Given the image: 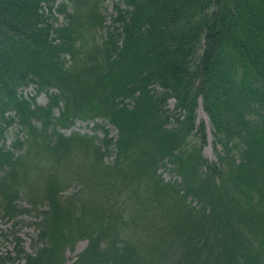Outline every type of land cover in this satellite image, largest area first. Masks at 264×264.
I'll return each instance as SVG.
<instances>
[{
    "label": "trees",
    "instance_id": "1",
    "mask_svg": "<svg viewBox=\"0 0 264 264\" xmlns=\"http://www.w3.org/2000/svg\"><path fill=\"white\" fill-rule=\"evenodd\" d=\"M99 2L0 0V212L38 231L19 264L80 240L71 264H264V0H116L111 25ZM98 117L117 134L62 131Z\"/></svg>",
    "mask_w": 264,
    "mask_h": 264
},
{
    "label": "rangeland",
    "instance_id": "2",
    "mask_svg": "<svg viewBox=\"0 0 264 264\" xmlns=\"http://www.w3.org/2000/svg\"><path fill=\"white\" fill-rule=\"evenodd\" d=\"M62 1L63 0H58L59 3ZM99 1H100L99 8L102 14L106 17L105 24L111 25L112 17L113 15H115L114 4L116 0H99ZM55 16L57 17V24L63 23L67 19L65 13H60L57 10H55ZM104 30H100L96 32L95 35L102 36ZM34 92H35V88L32 85L22 89V93L28 96H31V94L33 95ZM37 101L40 104L46 103L48 101L46 94L45 93L39 94L37 96ZM174 105H175V101L171 99L169 103V107L171 108V110L174 108ZM97 122L106 123V120L100 117L94 120H86V121L77 120L71 127L64 129L63 132L65 134H70L72 131L77 130L81 132L96 133L98 136L102 137L103 130L95 126ZM202 122L206 125V130H207V144L203 148V153L205 157H207L211 161H215L217 160V156L213 145L212 126L210 124V119L207 113L204 111L203 107L200 106L197 111V123L199 124ZM107 126L111 128L110 135L115 136L117 134V129H115L110 124H108ZM17 129H18L17 123H14L12 126L8 128L5 137V143L7 146H9L11 142L14 140V138L18 135ZM74 163L75 160L72 159H66L63 162L64 165H71ZM160 170L162 172L163 177H165V179L177 177L176 174H173V172H171L169 169H166L165 167H162ZM75 189H76L75 183H73L70 187H68L67 193H70ZM19 201L22 206H28V203H26L24 199ZM35 220L36 218L33 216V213L26 212L19 215L18 217L11 219L9 216L4 215L2 212H0V264H19V261L16 259L17 250L19 249L16 240L17 236H20L23 239L21 246L26 251L28 252L33 251L32 244L38 232L36 229V225L34 224ZM162 242L163 240H160V242L158 243L160 248L156 251L158 261H159L160 252L162 249H164V244ZM86 245H87L86 240H80L73 251L70 249L67 250L66 253L67 264H70L77 257V255L86 247ZM160 258L161 260L164 259L161 256Z\"/></svg>",
    "mask_w": 264,
    "mask_h": 264
}]
</instances>
